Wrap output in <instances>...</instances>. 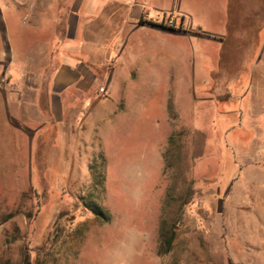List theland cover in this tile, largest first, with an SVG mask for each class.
Returning <instances> with one entry per match:
<instances>
[{"label": "rangeland", "instance_id": "rangeland-1", "mask_svg": "<svg viewBox=\"0 0 264 264\" xmlns=\"http://www.w3.org/2000/svg\"><path fill=\"white\" fill-rule=\"evenodd\" d=\"M73 1L0 0V264H264V56L249 39L264 0L236 1L239 41L115 35L93 88L51 99ZM183 6L201 34L223 29L213 0Z\"/></svg>", "mask_w": 264, "mask_h": 264}, {"label": "crops", "instance_id": "crops-1", "mask_svg": "<svg viewBox=\"0 0 264 264\" xmlns=\"http://www.w3.org/2000/svg\"><path fill=\"white\" fill-rule=\"evenodd\" d=\"M70 1V0H69ZM161 0H74L71 3V11L64 16L63 24L67 27V39L56 45L55 60L59 61L55 71L50 70L51 77L47 83L50 88L51 99L54 96L64 95L70 89H78L84 92L92 89L96 79L93 66L102 67L111 56V51L102 48V43L110 41L118 35L117 46L125 35L128 44L138 39L142 34H151L163 38L179 37L190 43L198 41L200 35L205 37L215 36L225 41L228 37L235 36L229 16L236 9L238 0H213V10H219L222 18L223 29L219 32L201 34L203 30L197 27L191 14L183 6V0H172L169 6H161ZM231 4L229 5V2ZM240 4V1L238 5ZM237 5V7H239ZM259 15H264V5L258 6ZM173 16L178 23H183L186 32L167 28L164 23L166 18ZM234 16V15H233ZM261 20V19H260ZM239 22V21H238ZM237 22L233 23L236 24ZM264 23L259 22L258 30L254 37L249 38L261 41L257 56H264ZM193 25L195 30L190 29ZM207 32V31H205ZM127 35V36H126ZM230 35V36H229ZM248 35V34H247ZM136 36V37H135ZM211 37V38H215ZM202 38V39H203ZM239 37H236L238 39ZM241 38L238 39V41ZM248 39V37H247ZM234 40V39H233ZM89 42L91 45H89ZM0 45V55H3ZM120 52V49L117 53ZM53 54L50 61L52 62ZM16 59V55H14ZM84 58H87L84 59ZM118 62V61H117ZM114 72L121 70V64H115ZM11 66L0 65V120L9 117L11 101L5 97L9 88L7 73ZM138 73L140 71H132ZM104 90V88H101ZM20 104V103H19Z\"/></svg>", "mask_w": 264, "mask_h": 264}, {"label": "trees", "instance_id": "trees-1", "mask_svg": "<svg viewBox=\"0 0 264 264\" xmlns=\"http://www.w3.org/2000/svg\"><path fill=\"white\" fill-rule=\"evenodd\" d=\"M93 212L100 217H103L104 215L101 209L94 210ZM174 236L175 232L173 227L169 225L167 219H163L160 230V252L162 254L166 255L170 252Z\"/></svg>", "mask_w": 264, "mask_h": 264}]
</instances>
